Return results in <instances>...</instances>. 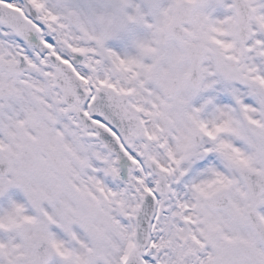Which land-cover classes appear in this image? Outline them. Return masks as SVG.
Instances as JSON below:
<instances>
[{
  "label": "snow or ice",
  "instance_id": "6c2138e0",
  "mask_svg": "<svg viewBox=\"0 0 264 264\" xmlns=\"http://www.w3.org/2000/svg\"><path fill=\"white\" fill-rule=\"evenodd\" d=\"M0 264H264V0H0Z\"/></svg>",
  "mask_w": 264,
  "mask_h": 264
}]
</instances>
